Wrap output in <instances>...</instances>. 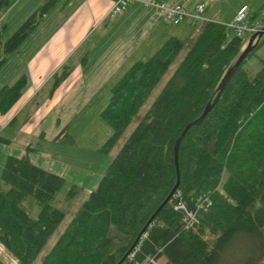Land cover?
I'll return each mask as SVG.
<instances>
[{
  "label": "trees",
  "instance_id": "trees-1",
  "mask_svg": "<svg viewBox=\"0 0 264 264\" xmlns=\"http://www.w3.org/2000/svg\"><path fill=\"white\" fill-rule=\"evenodd\" d=\"M62 1L46 0L1 42L0 70L39 27L51 25L50 17ZM5 6H10L9 0H0V13ZM263 13L264 4L249 14L248 22L264 24ZM198 24L192 23L193 27ZM231 31L217 22L203 25L184 60L42 264H156L162 259L164 264H219L240 235L260 241L259 254L244 264H264V59L256 74L245 66L264 46V37L210 113L183 139L180 186L137 242L177 184L178 138L215 100L224 76L248 45V36L233 31L231 36ZM185 45L171 37L153 55L135 62L115 85L101 115L112 128L107 148L116 145ZM73 70L72 61L63 65L52 78V93ZM20 71L13 84L0 88V114H8L30 85L26 68ZM68 128L58 139L70 137ZM0 143L12 141L0 135ZM26 150L23 157L6 158L0 177V244L16 258V264H33L65 218L53 205L65 179L33 164L29 155L34 149ZM205 198L211 205L198 210ZM30 200L37 216L26 205ZM180 205L184 208L176 209ZM185 210L197 212L199 222L194 228L185 227ZM0 264L5 263L0 259Z\"/></svg>",
  "mask_w": 264,
  "mask_h": 264
},
{
  "label": "crops",
  "instance_id": "crops-1",
  "mask_svg": "<svg viewBox=\"0 0 264 264\" xmlns=\"http://www.w3.org/2000/svg\"><path fill=\"white\" fill-rule=\"evenodd\" d=\"M22 1L16 0L15 3ZM37 1L43 4L46 0ZM158 1L179 2L189 13H194L196 6L202 5L201 0ZM113 5L114 0L62 1L52 17L49 16L51 25L39 27L35 34L40 36L34 38V34L20 48L19 55L25 53L20 66L28 71L30 85L13 109L0 118V131L11 127L21 134L35 133L46 139L48 133L43 126L50 118L56 121L53 135L61 134L63 128L72 122L69 116L81 96L87 100V106L99 95L110 96L125 74V68L128 71L135 62L154 54L171 37L181 39L191 35L190 29L195 28L190 19L177 26L167 23L163 14L140 2L133 3L122 14L112 16ZM243 6L246 5L238 11ZM237 12L223 18L222 13L214 14L211 9L207 14L205 10L204 22L229 23ZM79 53H82L81 60L75 63ZM69 61L74 64L72 74L52 93L53 76ZM116 78L119 80L114 85ZM17 116L18 122L10 126ZM63 116L66 120L62 119ZM9 139L15 144V140Z\"/></svg>",
  "mask_w": 264,
  "mask_h": 264
},
{
  "label": "rangeland",
  "instance_id": "rangeland-1",
  "mask_svg": "<svg viewBox=\"0 0 264 264\" xmlns=\"http://www.w3.org/2000/svg\"><path fill=\"white\" fill-rule=\"evenodd\" d=\"M15 1H12L8 8L5 6L0 13V50L2 49L1 42L7 41L31 14L42 5L37 0H23L19 4H16ZM200 2L207 14L212 9L214 14L222 13L221 17L223 18L230 13L237 12L242 5H246L249 8L250 15H253L264 4V0H201ZM204 24V21L200 22L197 27L190 29L193 34L191 33V35L181 38V40L186 42L184 49L112 149L106 147V143L112 135V128L101 116L110 102L112 92L109 94L110 96L101 97L99 95L98 98L91 100L88 106L87 100L82 99V96L76 101L77 104L73 107L74 112L69 116L72 122L68 126L70 134V137H67L68 139H58L60 133L56 136L53 135L52 129L55 130L56 121L50 118L45 121L43 126V129H46L48 133L46 139L40 138L35 133L21 134L18 130L11 127L0 131L1 135L15 140V144L12 145L0 143V177L6 162L5 157L7 158L9 155L23 157L27 153V147H31L34 151L29 157L31 156L30 160L33 164L63 177L66 181L64 187L53 201V205L65 213V218L53 232L45 248L33 264H42L68 224L89 198L90 193L97 188L110 163L120 152L131 133L188 54L192 43L201 33ZM224 24L227 25L228 23L225 22ZM36 35L37 33L33 37L37 38L40 36ZM233 35L234 33L231 31V36ZM249 38L247 37V41ZM19 52L13 55L9 62L0 70V88L13 84L19 77L21 73L20 62L25 55L24 53L20 56ZM81 56L82 53L77 54L75 63L81 60ZM261 59H264V46L256 52V55L249 58L245 65L252 74H256L261 69ZM126 69L124 73L127 72ZM119 78L113 80L114 85ZM25 114L28 117V114ZM5 116L6 114H0V118ZM62 119L66 120V116H63ZM73 191L75 193L71 195ZM32 204L33 201L30 200L26 205L31 215L37 216L38 210L32 207ZM259 252L260 241L257 237L240 235L223 254L219 264H244L248 259L258 255ZM0 259L5 264H16L17 262L16 258L1 244ZM156 264H164V260L157 261Z\"/></svg>",
  "mask_w": 264,
  "mask_h": 264
},
{
  "label": "built area",
  "instance_id": "built-area-1",
  "mask_svg": "<svg viewBox=\"0 0 264 264\" xmlns=\"http://www.w3.org/2000/svg\"><path fill=\"white\" fill-rule=\"evenodd\" d=\"M135 2L142 3L145 7L151 8L154 11L160 12L164 16V20L174 26L181 24L186 19H190L193 24L197 25L204 19V6H196L194 13H189L186 8L179 2L166 3L158 0H114V5L111 9L110 15L117 16L124 13ZM249 8L243 6L235 15L233 20L227 26L240 37H251L254 34L261 32L264 29L262 22L250 24L248 22ZM211 201L209 198L203 199L198 205V210L205 209L210 206ZM184 206L180 205L176 209H183ZM186 211V210H185ZM199 222L197 212L186 211L185 227L187 229L194 228Z\"/></svg>",
  "mask_w": 264,
  "mask_h": 264
},
{
  "label": "water",
  "instance_id": "water-1",
  "mask_svg": "<svg viewBox=\"0 0 264 264\" xmlns=\"http://www.w3.org/2000/svg\"><path fill=\"white\" fill-rule=\"evenodd\" d=\"M263 37H264V29L261 32H259L257 34H254L253 36H251L249 38L248 45H247L246 49L240 55V57L238 58L237 62L229 68V70L227 71L226 75L224 76L221 84L219 85L218 94L215 97V100L214 101L211 100L208 103V105L206 106V108H205L204 112L202 113V115L198 119H196L195 121L189 123L186 126L185 130L182 132L181 136L178 138V140L176 142L175 150H174L175 160H176V167H177V175H178L177 184L174 187V189L172 190L171 194L165 200V202L159 207V209L156 211V213L151 217V219L149 220V222L147 223V225L145 226V228L141 232V234H140L137 242H139L142 239V237H144V235L146 234L147 230L153 224L155 218L157 217V215L159 214V212L161 211V209L172 199L173 195L176 193V191L178 190V188L180 186L181 175H180V170H179V149H180V145H181L183 139L187 135L188 131L194 125L199 124L200 122H202L206 118V116L210 113V111L213 109V107L215 106L216 102L221 97L223 91L225 90L226 86L228 85V83L230 82V80L232 79V77L234 76V74L236 73V71L238 70V68L242 65V63L247 58V56L251 52H253L255 50L257 44L260 42V40Z\"/></svg>",
  "mask_w": 264,
  "mask_h": 264
}]
</instances>
